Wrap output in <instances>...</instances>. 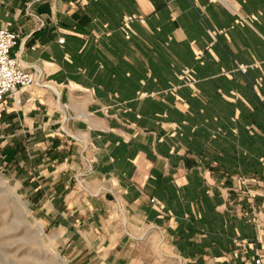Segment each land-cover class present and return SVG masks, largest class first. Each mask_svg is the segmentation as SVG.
I'll return each mask as SVG.
<instances>
[{
    "label": "crops",
    "instance_id": "1",
    "mask_svg": "<svg viewBox=\"0 0 264 264\" xmlns=\"http://www.w3.org/2000/svg\"><path fill=\"white\" fill-rule=\"evenodd\" d=\"M1 3L12 56L42 84L0 101V164L70 262L250 264L264 242V0Z\"/></svg>",
    "mask_w": 264,
    "mask_h": 264
},
{
    "label": "rangeland",
    "instance_id": "2",
    "mask_svg": "<svg viewBox=\"0 0 264 264\" xmlns=\"http://www.w3.org/2000/svg\"><path fill=\"white\" fill-rule=\"evenodd\" d=\"M250 18H242L244 24ZM0 164V264H75L61 250L60 233L28 206L23 188L8 178ZM238 182V183H237ZM235 194L250 195L244 179L237 180ZM255 203V202H254Z\"/></svg>",
    "mask_w": 264,
    "mask_h": 264
},
{
    "label": "built area",
    "instance_id": "3",
    "mask_svg": "<svg viewBox=\"0 0 264 264\" xmlns=\"http://www.w3.org/2000/svg\"><path fill=\"white\" fill-rule=\"evenodd\" d=\"M217 1L227 3V0ZM1 7L2 3L0 0V9ZM132 20L133 18L131 17H125L122 19L120 26L127 38L131 34L130 23ZM17 39L18 36L15 32L0 27V101L6 96H11L15 99L21 91L42 84L40 74L28 72L12 56V49L16 45ZM197 55L201 56L199 53ZM240 70L243 69L240 68ZM177 78L188 85L195 83L194 73L191 70L182 69L177 74ZM150 202L154 204L155 200L151 199ZM260 248L261 251L251 260L250 264H264V242L260 243Z\"/></svg>",
    "mask_w": 264,
    "mask_h": 264
}]
</instances>
